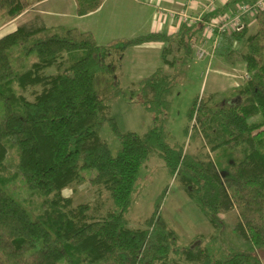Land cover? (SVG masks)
Returning <instances> with one entry per match:
<instances>
[{"label": "trees", "instance_id": "trees-1", "mask_svg": "<svg viewBox=\"0 0 264 264\" xmlns=\"http://www.w3.org/2000/svg\"><path fill=\"white\" fill-rule=\"evenodd\" d=\"M104 1L74 0L75 13L88 16L99 11ZM33 4L32 0H0V17L16 19ZM254 20L256 33L250 35L247 25L222 36L216 51L228 60L236 43L246 48L241 58L248 78L237 97L215 102L209 118H203L205 106L197 101L189 111V120L198 123L197 137L210 153H218V162L209 154L187 157L184 147L171 143L167 123L181 70L166 75L160 68L138 85L137 101L153 115L144 135L119 133L112 122L121 145L118 165L99 135L111 107L98 96L96 76L113 71L114 59H123L130 48L170 44L171 37L151 33L105 47L91 32L43 25L21 26L1 37L0 264H175L171 255L191 264H263L256 252H264V219L255 210L257 204H264V11ZM202 29V24L181 26L175 39L183 51V57L177 58L182 67L193 55L191 40ZM168 47L163 49L162 61L171 66ZM65 56L69 64L63 71L44 74L51 67L62 68ZM31 57L37 60L27 66ZM38 85L42 91L29 101L26 89ZM258 117L260 122H255ZM9 150L16 153V176L44 198L35 212L6 190L11 179L5 168ZM153 154L183 180L184 190L215 230L224 227L220 214L236 207L240 215L236 231L248 249L218 257L208 249L178 248L175 233L159 214L161 202L144 228L129 229L127 215L141 170ZM91 171L94 177L85 175ZM86 181L109 192L113 210L105 216H88L90 206L73 208L72 201L63 198L65 188Z\"/></svg>", "mask_w": 264, "mask_h": 264}, {"label": "rangeland", "instance_id": "rangeland-1", "mask_svg": "<svg viewBox=\"0 0 264 264\" xmlns=\"http://www.w3.org/2000/svg\"><path fill=\"white\" fill-rule=\"evenodd\" d=\"M32 3L35 6L39 2L32 0ZM37 10V8H30V11L20 19L17 17L18 19L11 20L6 16H1L0 38L15 28L30 24L28 20L31 19L33 11L36 13ZM74 16L70 18L71 21L65 24L66 27L64 28L86 27L85 23L87 21V25L92 23V27L95 33H98L99 39H106L103 37L104 27L102 23L104 13H100L86 21H78V16L75 12ZM253 24L255 25L248 28L250 35H253L258 30L255 20H253ZM109 34L113 37V32ZM109 34L107 33V35ZM99 46L108 47L111 44ZM168 46V58L173 64L164 74L171 75L181 70L171 98L172 107L167 123L171 143L184 147V153L187 157L196 158L200 153L203 155L209 154L212 159H216L218 162V153H210L202 138L197 137L198 123L195 120H189V111L197 101L198 105L205 106V110L201 114L203 118H209L211 111L215 108V102L224 103V101H230L237 97L236 92L243 88L246 82V71L242 72L244 63L241 58V55L246 52V48L242 43H236L233 49L234 53L230 55L228 60L218 56L212 60L211 66H209V58L203 61L191 58L188 64L182 67L180 60L178 61L177 59L178 53H176V47H174L176 45L170 44ZM135 54L137 53L129 51V53H125L126 56L124 55L123 59L115 58L113 62L115 69L111 72L99 73L95 78V89L99 98L105 99L111 107L107 113V120L99 128V135L108 145L112 158L117 165L119 163L121 145L117 134L113 130L112 122L119 133L132 132L138 135H144L153 123V115L147 113L137 101L136 91L138 90V85L147 80V78L143 80L147 72L142 70L135 71L139 63V59ZM36 60V57H31L27 62V66ZM12 61L13 65L17 67V58H13ZM62 64V68L54 66L45 70L44 74L46 76H54L63 71L69 64L67 56L63 58ZM232 69H239V71L232 72ZM218 78L216 93L211 94L210 85L214 79ZM41 91L42 87L40 85L31 86L26 89L24 96L29 101H33L35 96ZM3 117L4 107L0 101V123ZM260 120V117H258L254 121L260 122ZM15 163L16 153L9 150L5 168L8 173H6V176L11 179L6 190L22 203L25 208H30L35 212L44 198L37 193L29 191L22 178L16 176ZM85 175L94 177L96 173L94 171L85 172ZM227 188L231 193L232 189L229 184H227ZM62 196L64 199L72 201L73 208H77L80 205L90 206L88 216L100 218L113 210L109 192L102 186H93L89 181L79 185L73 184L65 188ZM159 202H161L159 214L166 222L168 229L175 233L178 248L197 247L202 250L208 249L213 251L218 257L230 254L233 250L243 251L248 249L246 240L236 231L240 222L238 209L234 207L230 211H223L220 214V218L224 223V227L219 231L215 230L210 224L208 217L184 190L183 180L173 176L165 166L163 159L153 154L141 170L136 187L135 201L127 215L128 228H144L145 222L153 215L156 204ZM255 211L264 219V204H257ZM256 253L264 264V252L258 251ZM171 260L175 264H191L176 255H171Z\"/></svg>", "mask_w": 264, "mask_h": 264}, {"label": "crops", "instance_id": "crops-1", "mask_svg": "<svg viewBox=\"0 0 264 264\" xmlns=\"http://www.w3.org/2000/svg\"><path fill=\"white\" fill-rule=\"evenodd\" d=\"M206 2V0H199V2L193 5L191 9L188 8V11L192 15H198L203 11ZM237 3L238 1L235 0L228 2L225 6H218V9L214 13V15L217 16L232 11L235 8V4ZM73 4L75 5L74 0H44L42 2H39L35 4V6L31 7L34 9L37 8L38 10L36 11V13L35 11H33L31 19L28 20L30 21V24H24L22 26L43 25L49 29L59 27L64 28L66 27L65 24L71 21L70 18H72V16L75 17L74 10L76 9V6H74ZM186 7L187 0H105L99 11L85 17H78L77 19L78 21H86L87 19L93 18L100 13H104V19L102 23L104 27L103 37L106 38L104 40L108 41L99 39V35L98 33H95V30L92 27V23L87 25V21L85 23L86 27H81L83 29L77 26L72 28H76L84 32H91L95 36V39L97 40V43L99 45L114 44L120 40L133 39L151 33L165 34L166 36H169L173 39L170 44L173 46L176 45L174 47H176L175 51L176 53H178L177 58H182L183 51L178 45L175 38L178 36L177 34L181 26L183 25L179 23L174 14H179L180 12L184 11ZM135 8L136 10H134ZM28 11H30V9L19 16V19L23 17ZM68 16L70 17L67 18ZM253 20L254 19H246L248 28L252 25H255L253 24ZM17 29L18 28H15L9 33H12ZM106 31L108 34L113 32V37H111L110 34L107 35ZM194 39H201V35H197L190 42V46L193 51V55L191 58H196L195 51L192 48V42ZM219 40L217 42L214 55L212 56V58H209V66H211L212 60L218 57L216 55V51L219 46ZM170 44H165L163 42H153L130 48L127 51V53H129V51L137 53L135 55L139 59V63L136 66L135 71L142 70L147 72L145 75L146 77H143V80H145L146 78L148 79L160 68L164 71V73L168 71V68L171 66L162 61V52L163 49ZM213 44L214 38H212L207 44V50L209 52L213 51ZM168 62L171 63L169 59ZM242 68V72H244L245 65ZM236 70L237 69H232V72H236ZM238 71L239 69L237 70V72ZM218 82L219 78L212 81L210 85L211 94L216 93Z\"/></svg>", "mask_w": 264, "mask_h": 264}, {"label": "built area", "instance_id": "built-area-1", "mask_svg": "<svg viewBox=\"0 0 264 264\" xmlns=\"http://www.w3.org/2000/svg\"><path fill=\"white\" fill-rule=\"evenodd\" d=\"M206 1L203 11L198 15H192L188 8L191 9L199 0H187L186 9L179 14H174L182 25L189 27L197 24L203 25L201 39H194L192 42V48L198 61L212 58L217 42L222 36L243 30L247 26V18L254 19L257 13L264 11V0H236L238 3L232 11L216 16L214 13L218 6H225L228 2L235 0ZM209 15H212L210 20H205L204 18ZM212 38H214L213 51L209 52L207 44ZM246 78H248L247 74Z\"/></svg>", "mask_w": 264, "mask_h": 264}]
</instances>
